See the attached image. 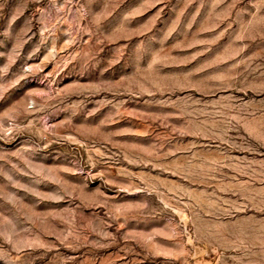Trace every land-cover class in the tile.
<instances>
[{"label":"rangeland","instance_id":"obj_1","mask_svg":"<svg viewBox=\"0 0 264 264\" xmlns=\"http://www.w3.org/2000/svg\"><path fill=\"white\" fill-rule=\"evenodd\" d=\"M0 264H264V0H0Z\"/></svg>","mask_w":264,"mask_h":264}]
</instances>
